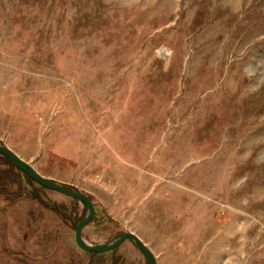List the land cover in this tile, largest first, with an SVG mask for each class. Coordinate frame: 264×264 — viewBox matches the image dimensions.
Listing matches in <instances>:
<instances>
[{"label":"rangeland","instance_id":"obj_1","mask_svg":"<svg viewBox=\"0 0 264 264\" xmlns=\"http://www.w3.org/2000/svg\"><path fill=\"white\" fill-rule=\"evenodd\" d=\"M0 110V144L89 196V243L264 264V0H0ZM1 155L0 264H147L82 250L84 204Z\"/></svg>","mask_w":264,"mask_h":264},{"label":"water","instance_id":"obj_2","mask_svg":"<svg viewBox=\"0 0 264 264\" xmlns=\"http://www.w3.org/2000/svg\"><path fill=\"white\" fill-rule=\"evenodd\" d=\"M0 153L7 156L11 162L19 169L23 170L30 178L45 188L61 192L72 198L81 201L87 208V212L75 225V241L77 245L87 252H105L118 247L126 239H130L143 253L147 264H157L156 257L146 243L132 231H121L114 235L109 241L92 244L86 241L82 235L83 228L92 220L95 214V207L87 194L77 189L71 188L52 178L39 173L29 162L21 158L10 147L0 144Z\"/></svg>","mask_w":264,"mask_h":264},{"label":"trees","instance_id":"obj_3","mask_svg":"<svg viewBox=\"0 0 264 264\" xmlns=\"http://www.w3.org/2000/svg\"><path fill=\"white\" fill-rule=\"evenodd\" d=\"M2 157H3V159L6 161L5 163H7L8 164V166H9V168H7V171H8V174H9V172H12V171H18V172H20V173H22V174H24V176L26 177V179H27V181H28V183L29 184H31V183H34V182H36V181H34L32 178H30L23 170H21V169H19V168H17L12 162H11V160L7 157V156H5V155H1ZM6 172V170H2L1 172H0V184H2L4 181V175L6 174L5 173ZM4 186H6V185H4ZM68 186V185H67ZM43 187V186H42ZM72 188V187H71ZM2 194H4V191H1L0 190V195H2ZM25 197H29V198H32V199H38L37 198V196L35 195V196H30L29 194H26V193H24L23 194ZM20 197V196H19ZM19 197H17V198H19ZM7 200H9L8 198H6ZM84 207H85V209H86V206L84 205ZM55 212H57V213H60V211H59V209L58 208H54L53 209ZM81 218H78V219H76V220H74L73 222H74V224L76 225V223L80 220ZM92 255L95 253V252H90Z\"/></svg>","mask_w":264,"mask_h":264},{"label":"crops","instance_id":"obj_4","mask_svg":"<svg viewBox=\"0 0 264 264\" xmlns=\"http://www.w3.org/2000/svg\"><path fill=\"white\" fill-rule=\"evenodd\" d=\"M19 130L18 126L12 123V117L10 114H8L5 110H0V139L4 137V132L9 131L10 134H16ZM16 135L22 136L20 131ZM35 136V135H33ZM35 138V137H34ZM11 139V138H10ZM10 147V146H8ZM14 152H16L12 147H10ZM28 162V161H27ZM133 232V231H132ZM136 234V233H135ZM138 235V234H137ZM139 236V235H138ZM140 237V236H139Z\"/></svg>","mask_w":264,"mask_h":264}]
</instances>
